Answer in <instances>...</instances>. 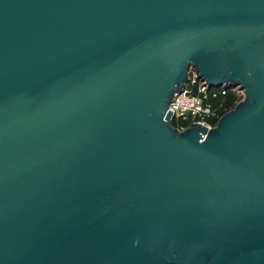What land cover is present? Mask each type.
Instances as JSON below:
<instances>
[{
	"label": "water",
	"instance_id": "1",
	"mask_svg": "<svg viewBox=\"0 0 264 264\" xmlns=\"http://www.w3.org/2000/svg\"><path fill=\"white\" fill-rule=\"evenodd\" d=\"M0 264H264V0H0Z\"/></svg>",
	"mask_w": 264,
	"mask_h": 264
},
{
	"label": "built area",
	"instance_id": "2",
	"mask_svg": "<svg viewBox=\"0 0 264 264\" xmlns=\"http://www.w3.org/2000/svg\"><path fill=\"white\" fill-rule=\"evenodd\" d=\"M236 89L238 88L210 87L192 73L184 91L175 96L169 104V110L174 115L173 121L177 122L175 126L180 130H184L193 123H205L208 129L216 127L220 117L230 111L225 108L226 112L221 113L225 104L223 97ZM239 91L244 95L243 91ZM220 98L222 99L219 100Z\"/></svg>",
	"mask_w": 264,
	"mask_h": 264
},
{
	"label": "trees",
	"instance_id": "3",
	"mask_svg": "<svg viewBox=\"0 0 264 264\" xmlns=\"http://www.w3.org/2000/svg\"><path fill=\"white\" fill-rule=\"evenodd\" d=\"M220 98L219 100H221ZM223 99H225V104L222 107L221 113H225V108L226 110H231L233 109L237 102L240 100V96L236 95L235 93L229 92L227 96H224ZM177 122L174 121V125H176Z\"/></svg>",
	"mask_w": 264,
	"mask_h": 264
},
{
	"label": "rangeland",
	"instance_id": "4",
	"mask_svg": "<svg viewBox=\"0 0 264 264\" xmlns=\"http://www.w3.org/2000/svg\"><path fill=\"white\" fill-rule=\"evenodd\" d=\"M232 93H235L236 95H241V97H240V101L243 99V95L241 94L242 92H240L238 89H236L234 92H232Z\"/></svg>",
	"mask_w": 264,
	"mask_h": 264
}]
</instances>
